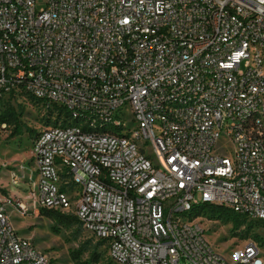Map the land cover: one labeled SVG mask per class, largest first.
<instances>
[{
  "label": "built area",
  "instance_id": "1",
  "mask_svg": "<svg viewBox=\"0 0 264 264\" xmlns=\"http://www.w3.org/2000/svg\"><path fill=\"white\" fill-rule=\"evenodd\" d=\"M15 94L62 111L32 141L33 203L110 261L264 264L254 242L227 260L193 219L264 226V0H0V102ZM13 205L1 185L0 264H56Z\"/></svg>",
  "mask_w": 264,
  "mask_h": 264
},
{
  "label": "rangeland",
  "instance_id": "2",
  "mask_svg": "<svg viewBox=\"0 0 264 264\" xmlns=\"http://www.w3.org/2000/svg\"><path fill=\"white\" fill-rule=\"evenodd\" d=\"M11 108L19 114L23 128L21 136H13L14 126L6 125L1 134L0 186L12 198L29 206L26 213L19 212L14 205L7 206L14 230L56 264L89 263L94 253L99 256L96 264H115L109 260L105 246L86 233L78 221L70 227L56 224L48 218L46 211L38 207V203H33L32 141L37 134L63 122L60 112L55 110L49 113L41 103L26 94H15L8 101L0 102V113L4 116H9ZM11 173H17L20 177L16 186L10 182ZM68 215L74 216L71 212ZM235 218L238 222L234 225L232 221L208 213L193 215V219L201 222L206 229L211 245L227 260L237 263V257L250 242L260 247V257L264 260V226L240 216ZM179 264L186 263L181 261Z\"/></svg>",
  "mask_w": 264,
  "mask_h": 264
},
{
  "label": "trees",
  "instance_id": "3",
  "mask_svg": "<svg viewBox=\"0 0 264 264\" xmlns=\"http://www.w3.org/2000/svg\"><path fill=\"white\" fill-rule=\"evenodd\" d=\"M9 112L10 113L8 117L0 113V122L5 125H13L14 126L13 136H21L23 127H22V123L20 122L19 114L16 113L14 108H11ZM48 112L51 113L53 111H48ZM58 112H60V115L62 114V111H58ZM44 211L48 213L47 214L48 218H50L54 223L65 226V227H70L73 223L78 221L74 216H70L67 214H62V213H58L54 211H47V210H44ZM201 212L216 215L219 218L225 221H228V222L232 221L234 222V225L237 224L238 222L237 219L235 218L236 215H234L229 209H225L222 207L204 205L195 210L196 214L201 213ZM98 257L99 256L94 253L92 255L93 259L89 263H83V264H96L99 262Z\"/></svg>",
  "mask_w": 264,
  "mask_h": 264
},
{
  "label": "bare ground",
  "instance_id": "4",
  "mask_svg": "<svg viewBox=\"0 0 264 264\" xmlns=\"http://www.w3.org/2000/svg\"><path fill=\"white\" fill-rule=\"evenodd\" d=\"M15 186V185H14Z\"/></svg>",
  "mask_w": 264,
  "mask_h": 264
}]
</instances>
